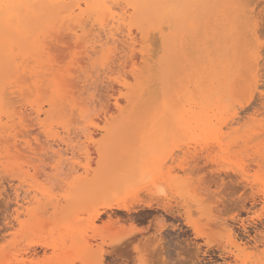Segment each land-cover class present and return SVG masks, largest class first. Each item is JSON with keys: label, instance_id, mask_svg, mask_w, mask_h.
<instances>
[{"label": "rangeland", "instance_id": "374dc122", "mask_svg": "<svg viewBox=\"0 0 264 264\" xmlns=\"http://www.w3.org/2000/svg\"><path fill=\"white\" fill-rule=\"evenodd\" d=\"M151 1L0 38V264H264V0Z\"/></svg>", "mask_w": 264, "mask_h": 264}, {"label": "bare ground", "instance_id": "6f19581e", "mask_svg": "<svg viewBox=\"0 0 264 264\" xmlns=\"http://www.w3.org/2000/svg\"><path fill=\"white\" fill-rule=\"evenodd\" d=\"M51 2L50 4L53 6V8H54V5H56V3H57V1L58 0H0V38H3V37H7L8 39H9V43H10V39H12L13 38V36L15 37V36H17L18 38H19V41L20 42H22V43H24V44H28L29 46H34L35 45V39H34V35H35V31H36V29L41 25V24H43V23H39V20L37 19L38 17H36V14H37V7H40L41 9H44L45 8V5H46V3L47 2ZM110 1V0H109ZM132 1H138V0H132ZM197 1H199L201 4H208L209 2H210V0H197ZM243 1V0H242ZM114 2H116V1H114ZM162 0H152L151 1V6H152V8H153V10H154V12L156 13H159L160 11L161 12H163L164 14H173V15H176L177 14V9H175V6H174V4L173 3H171V2H169V1H167L166 3H163L162 4ZM85 3H86V8L90 11V13H93V14H96V15H98L99 16V18H103L104 17V20L107 18V17H109V9L108 8H110V7H108V5H107V0H85ZM110 3H113V2H110ZM120 3V2H119ZM238 4V3H237ZM112 5V4H111ZM116 5V4H115ZM114 5V6H115ZM123 5V4H122ZM113 6V5H112ZM113 6V7H114ZM76 7H77V9L80 11L79 12V14H75V9H63V11H62V9L61 10H59L57 13H59L60 15L61 14H64V15H66L70 20V22H72L71 23V25H69L71 28H72V26H74V24L75 25H79V27H81V28H83V24H85L84 22H86L87 20L86 19H83V13H84V11L82 10V8H81V4L79 3V4H77L76 5ZM22 11H25L26 13H27V16L29 17V19H32V21H31V23H25V22H23V20L21 21V19H23V18H21V16H20V13L22 12ZM129 11V10H128ZM131 12V11H130ZM160 12V13H161ZM127 13V12H126ZM85 14V13H84ZM87 14H89V12L87 13ZM106 15H107V17H106ZM25 16V15H24ZM117 16V15H116ZM119 17V16H118ZM87 18V17H86ZM28 19V20H29ZM127 19V18H126ZM68 19H65V20H63V23H62V25L65 27L66 25H64V21L67 23V24H70V23H68V21H67ZM108 20V19H107ZM110 20V19H109ZM108 20V21H109ZM120 20V19H119ZM59 21V20H58ZM99 21V20H98ZM106 21V20H105ZM111 22H112V20H110ZM118 21V20H117ZM28 22V21H27ZM115 22H116V18H115ZM50 23V22H49ZM74 23V24H73ZM102 23H104V24H101L100 23V25H105V22H102ZM119 23V22H118ZM57 24H58V22H57ZM73 24V25H72ZM89 24V23H88ZM107 24V23H106ZM114 24V23H113ZM116 24V23H115ZM108 25V24H107ZM110 25V24H109ZM52 26H54L53 24H52ZM63 26H61L60 28L62 29V27ZM68 26V25H67ZM68 26V27H69ZM88 26H90V25H88ZM123 26V25H122ZM55 27H56V24H55ZM75 27V26H74ZM78 27V26H77ZM96 27H98V26H96ZM106 27V26H105ZM59 28V29H60ZM65 28H67V27H65ZM86 28V27H85ZM108 28V27H107ZM106 28V29H107ZM118 28V27H117ZM74 28H72V30H73ZM99 29V28H98ZM105 29V28H104ZM112 29V28H111ZM68 30V29H67ZM67 30H65V31H67ZM72 30L70 29V31L72 32ZM77 30V28H75V31ZM84 30V29H83ZM91 30V29H90ZM100 30V29H99ZM102 30V29H101ZM114 30V29H113ZM62 31H64V28H63V30ZM82 31V30H81ZM86 31V30H85ZM85 31H83V32H85ZM89 30L87 29V32H88ZM95 31H96V29H95ZM105 31V30H104ZM93 32V31H92ZM107 32V31H106ZM60 33V32H59ZM94 33V32H93ZM97 33V32H96ZM108 33V35H109V32H107ZM52 34V33H51ZM50 34V35H51ZM55 34V33H54ZM66 34V33H65ZM80 34V36H81V34L82 33H79ZM53 35V34H52ZM56 35V34H55ZM60 35V34H59ZM62 35H63V33H62ZM69 35L71 36V34H70V32H69ZM91 35V34H90ZM89 35V36H90ZM100 35V34H99ZM112 36H115L116 35V33H114V32H112V34H111ZM151 35V34H150ZM69 36V37H70ZM83 36V35H82ZM81 36V37H82ZM110 36V35H109ZM117 36V35H116ZM68 37V38H69ZM79 37V36H78ZM91 37V36H90ZM97 37V36H96ZM106 37H108V36H106ZM46 38H50V36L49 37H46ZM45 38V39H46ZM63 38V37H62ZM67 38V37H66ZM71 38V37H70ZM85 38V37H84ZM84 38H82V39H84ZM87 38V37H86ZM93 38V37H92ZM103 38V37H102ZM108 38H110V37H108ZM6 39V38H5ZM52 39H54V38H52ZM56 39V38H55ZM64 39H65V36H64ZM99 39H101V38H99ZM7 40V39H6ZM5 40V41H6ZM68 40H70V39H68ZM101 40H103V39H101ZM107 40V39H106ZM113 40V39H112ZM125 40V39H124ZM130 40V39H129ZM8 41V40H7ZM63 41V40H62ZM91 41V40H90ZM92 41H93V39H92ZM94 41H95V39H94ZM123 41V40H122ZM42 42V41H41ZM58 42V41H57ZM59 42H60V40H59ZM78 42V41H77ZM86 42H89V39L86 41ZM99 43H102V42H100V41H98ZM114 42V41H113ZM124 42H126V41H124ZM48 43L49 42H47L46 43V45L48 46ZM94 44L96 43V42H93ZM44 44H45V42H44ZM88 44V43H87ZM2 44H0V46H1ZM83 45V44H82ZM81 45V46H82ZM84 45H86V44H84ZM92 45V44H91ZM96 45V44H95ZM115 45V44H114ZM126 45V44H125ZM4 46V45H3ZM3 46H1V52H3L4 50H6L5 49V46L3 47ZM11 46H13V42L11 41ZM56 46V45H55ZM90 47V46H89ZM92 47V46H91ZM111 46H109V48H110ZM137 47V46H136ZM12 48V50L14 51V52H16V47H11ZM14 48V49H13ZM55 47H53L52 49H54ZM75 48V47H74ZM94 49H95V47H93ZM99 48V47H98ZM18 49V48H17ZM66 49V48H65ZM75 49H77V48H75ZM74 49V50H75ZM84 49V48H83ZM82 49V50H83ZM57 49H55V50H53V52L55 53V52H57L56 51ZM68 50H69V48H68ZM79 50V49H78ZM100 50H101V48H100ZM65 51H67V50H65ZM80 51V50H79ZM85 51V50H84ZM87 51V50H86ZM113 51V50H112ZM4 52H6V51H4ZM60 52H61V49H60ZM58 53H59V51H58ZM77 53V52H76ZM80 53V52H79ZM96 53V52H95ZM81 54V53H80ZM113 54V53H112ZM154 54V53H153ZM4 55V54H3ZM18 56H19V58H22V56L20 57V55L19 54H17ZM35 55H36V53H35ZM99 55V54H98ZM258 55H259V53H258ZM33 56V55H32ZM95 56V55H94ZM155 55H153L152 57H154ZM28 57H29V55H28ZM53 57V56H52ZM51 57V58H52ZM19 58H17V59H19ZM51 58H50V60H51ZM54 58V57H53ZM113 58V57H112ZM145 58V57H144ZM80 59V58H79ZM110 59V58H109ZM123 59H124V57H123ZM15 60H16V58H15ZM28 60V59H27ZM29 60H30V57H29ZM111 60V59H110ZM17 61V60H16ZM26 61V60H25ZM124 61V60H123ZM18 62V61H17ZM33 62L34 61H32L31 63H28V65H30V64H33ZM52 62H53V60H52ZM23 63V62H22ZM25 63V62H24ZM57 63V62H56ZM38 64V63H37ZM108 64V63H107ZM22 65V67H23V64H21ZM28 65H26L25 66V68H24V73H25V71L26 72H28V70H26L27 69V67L29 68V66ZM52 65H55V64H52ZM44 66H45V68H43V65H41V68H43V69H48V67H46V66H48V65H45L44 64ZM19 67H21V66H18V69H19ZM21 67V68H22ZM36 67V66H35ZM52 67H54V66H52ZM256 67H257V65H256ZM20 68V69H21ZM36 68H38V66L36 67ZM59 68V67H58ZM63 67H61L60 68V70L59 71H62V73L64 74V72H63V70H65V71H68V70H66V69H63V70H61ZM30 69V68H29ZM42 69V71H44ZM48 70H51V69H48ZM57 69H55V71H56ZM57 70V71H58ZM127 70V69H126ZM70 71V70H69ZM256 71H258V70H256ZM31 72H32V69H31ZM37 72V71H36ZM36 72H34L35 74H39V73H36ZM39 72V71H38ZM54 72V70L52 69V73ZM17 73V72H16ZM18 73H19V70H18ZM29 73V72H28ZM28 73H27V78H28ZM33 73V74H34ZM45 73V72H44ZM71 73V72H70ZM31 74V73H30ZM29 74V76H31ZM40 74L42 75L43 74V72L41 73L40 72ZM39 74V75H40ZM57 74H58V72H57ZM72 74V73H71ZM24 75H26V74H24ZM40 75V76H41ZM49 75V74H48ZM73 75V74H72ZM13 76V75H12ZM39 76V77H40ZM54 76V77H53ZM53 78L55 79L56 78V80H65V77H66V74H65V76L63 75V79H60V76L58 75L57 77H55L56 76V72H54L53 73ZM10 77V76H9ZM23 78H26V77H24V76H22ZM35 77V76H34ZM34 77H31L32 79L34 78ZM38 76H37V78H39ZM45 77H47V74H46V76H44V74H43V77L41 78V79H43V80H45ZM50 76H48L47 77V80L46 81H48V78H49ZM59 77V78H58ZM67 77H68V75H67ZM66 77V79H69L70 78V76H69V78H67ZM73 77H74V75H73ZM73 77H71L70 79H72ZM12 78V77H11ZM62 78V77H61ZM13 79H15L14 77H13ZM18 79V78H17ZM17 79H15L16 81H12V84H14L13 82H18L17 81ZM29 79V78H28ZM31 79V80H32ZM69 79V80H70ZM222 79V78H221ZM5 79H3V81H4ZM27 80V79H26ZM30 80V81H31ZM43 80H42V83H44L43 82ZM58 80V84H59V87H60V92L62 91V88H63V85H64V83L61 81H59ZM73 81H74V79H72ZM72 80H71V82H72ZM23 81V80H22ZM27 82V81H26ZM66 82V81H65ZM76 82V79H75V81H74V83ZM89 82V81H88ZM30 84L32 83V82H29ZM62 83H63V85H62ZM70 83V82H69ZM16 84H19V83H16ZM22 84V83H21ZM21 84H19L18 86H22L23 87V84L21 85ZM28 85V82L27 83H24V85ZM47 84V83H46ZM46 84H45V86H46ZM66 84V83H65ZM70 84H72V83H70ZM77 84V83H76ZM61 85H62V87H61ZM13 86V85H12ZM17 86V85H16ZM16 86H14V88L16 87ZM31 86H32V84H31ZM41 86H42V84H41ZM40 86V87H41ZM58 86V85H57ZM66 86V85H65ZM69 86H71V85H69ZM68 86V87H69ZM75 86V85H74ZM39 87V88H40ZM68 87H64V90L66 89V91H67V93H66V91L65 92H59L61 95H63L64 93H65V96H62V97H59V95L57 96L58 98H63L64 97V99L66 100L67 99V96L69 95V93L71 94L70 96L71 97H73L72 95V91H73V93H74V89H72V90H70L71 89V87L70 88H68ZM78 87V86H77ZM13 88V87H12ZM38 88V89H39ZM74 88H76V86L74 87ZM33 89V88H32ZM37 89V90H38ZM24 90V89H23ZM43 90V89H42ZM48 90V89H47ZM71 92H70V91ZM258 90V89H257ZM45 91V90H44ZM59 91V90H58ZM68 91H69V93H68ZM52 93V92H51ZM3 94V93H2ZM53 94H56V93H53ZM80 94H82V92L80 93ZM79 94V95H80ZM60 95V96H61ZM67 95V96H66ZM79 95H77V97L79 96ZM53 96H55V95H53ZM75 96V95H74ZM49 97H51V96H49ZM3 98V97H2ZM69 99V101H70V98H68ZM67 99V100H68ZM73 99V98H72ZM76 99V98H75ZM78 99H79V97H78ZM53 100H54V98H53ZM56 100V99H55ZM66 100V101H67ZM50 101V99H48L46 102H49ZM52 101V100H51ZM62 101H63V99H62ZM68 101V102H69ZM55 102V101H54ZM53 102V106L57 103H54ZM63 103H64V101H63ZM62 102L60 103L59 102V104L61 105V104H63ZM75 103V102H74ZM81 103H83L82 102V100L80 101V105H82ZM76 104H77V101H76ZM56 105H58V104H56ZM62 106V105H61ZM75 106V105H74ZM83 106V105H82ZM63 107V106H62ZM85 107V106H84ZM81 108V107H80ZM56 109V108H55ZM73 109H75V108H73ZM82 109V108H81ZM82 110H84V109H82ZM60 111V110H59ZM75 111V110H74ZM73 111V112H74ZM76 111H77V107H76ZM75 111V112H76ZM85 111V110H84ZM87 111V110H86ZM81 112V111H80ZM79 112V113H80ZM88 112V111H87ZM124 112V111H123ZM62 113V112H61ZM83 113V112H82ZM82 113H81V115H82ZM63 114V113H62ZM62 114H61V116L60 117H62ZM67 114V113H66ZM66 114H64V115H66ZM85 114V112L83 113V115ZM60 115V114H59ZM69 116V115H68ZM65 117V116H64ZM83 117H85V115L83 116ZM63 118V117H62ZM1 133V132H0ZM5 138V137H4ZM11 141V140H10ZM11 149V148H10ZM12 152V151H11ZM11 152H10V156L12 155L11 154ZM220 178V177H219ZM113 199H114V197H113ZM118 199H117V197H116V200L114 199V201H107L105 204H104V206H103V208L105 209V210H110V209H118V210H123V212L124 211H130L131 210V206L128 204V203H126L125 201L123 202V201H117ZM134 206V205H133ZM134 207H138V206H134ZM146 207V206H145ZM149 208V207H148ZM145 209V208H144ZM104 211V210H103ZM167 212V211H166ZM145 216V215H144ZM115 223V222H114ZM134 225V224H133ZM166 225V224H165ZM163 227H165L164 226V224L162 225ZM110 229H111V227H109ZM134 233V232H133ZM116 235V234H115ZM114 235V236H115ZM78 237H79V232H78ZM77 237V238H78ZM116 238V237H115ZM169 240V239H168ZM172 241V240H171ZM176 242V241H175ZM181 242V241H180ZM173 243V242H172ZM179 244V243H178ZM117 246V245H116ZM178 246V245H177ZM121 247V246H120ZM128 247V246H127ZM116 248V247H115ZM119 248V247H118ZM125 248V247H124ZM182 248V247H181ZM258 248V247H257ZM123 249V248H122ZM126 249V248H125ZM138 249V248H137ZM145 249V248H144ZM155 249V248H154ZM124 250V249H123ZM127 250V249H126ZM139 250V249H138ZM158 250V249H157ZM166 250V249H165ZM169 250V249H168ZM99 251H100V249H99ZM99 251H97V252H99ZM114 251V250H113ZM121 251V250H120ZM131 251V250H130ZM133 251V250H132ZM140 251H142L141 250V248H140ZM147 252V251H146ZM153 252H155V251H153ZM161 252H163L162 251V249H161ZM196 252V251H195ZM102 253V252H101ZM116 253V252H115ZM123 253V252H122ZM131 253V252H130ZM138 253V252H137ZM143 253V252H142ZM141 253V254H142ZM148 253V252H147ZM156 253V252H155ZM146 254V253H145ZM88 257H90V254L88 253ZM99 255V254H98ZM101 255V254H100ZM99 255V256H100ZM124 255V254H123ZM110 256V255H109ZM122 256V255H121ZM128 256H129V254H128ZM145 256V255H144ZM146 256H147V254H146ZM148 256H150V255H148ZM98 257V256H97ZM96 257V258H97ZM120 257V256H119ZM123 257V256H122ZM121 257V258H122ZM91 258V257H90ZM117 258H118V256H117ZM146 258L147 257H145V261H146ZM148 260V259H147ZM88 261V260H87ZM92 262H94L93 260H91ZM99 262H101V261H98V264H99ZM88 263H90V262H88ZM165 264V263H164ZM167 264V263H166Z\"/></svg>", "mask_w": 264, "mask_h": 264}]
</instances>
